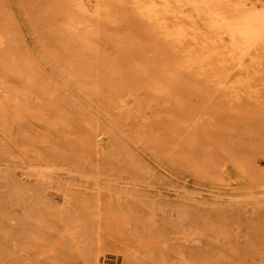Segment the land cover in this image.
<instances>
[{"label": "rangeland", "instance_id": "rangeland-1", "mask_svg": "<svg viewBox=\"0 0 264 264\" xmlns=\"http://www.w3.org/2000/svg\"><path fill=\"white\" fill-rule=\"evenodd\" d=\"M193 1L219 16L205 28L188 5L179 18L220 48L178 40L155 0H0V156L164 187L264 186V0ZM17 174H0V264H264V205L97 198L94 184Z\"/></svg>", "mask_w": 264, "mask_h": 264}, {"label": "bare ground", "instance_id": "bare-ground-1", "mask_svg": "<svg viewBox=\"0 0 264 264\" xmlns=\"http://www.w3.org/2000/svg\"><path fill=\"white\" fill-rule=\"evenodd\" d=\"M155 1H156V5L160 9H163L164 11L166 9H170L171 7H169V6H172V8H171L172 10H170V11H172L173 17L175 20V23L173 24V31H174V34L178 40L189 41L191 43V45H193V44L198 45L199 44L198 46H200V48H202L204 50L210 49V51L215 46H216V48L218 46L220 48L223 45L218 34L213 33V32L210 34H206L205 31L203 32L202 36L200 35L201 39H200L199 43H197L194 40L195 37L193 36L192 31L186 26L185 22H183V20H181L179 18L180 7L181 6H182V8H183V6L188 7V5H189L193 10L192 14H194L195 17H199L201 20L204 19L203 24H204L205 28H208V21L204 17H206L207 19L212 21V17L210 16V14L213 15L214 18H216L217 15L219 16L217 9H215V8L212 9L213 12H215L217 15L214 14L213 12L206 13V11H202V9H200V7H198V4L200 3V1L198 2V0H196L198 2V4L193 0H155ZM214 4H217V3H214ZM220 7H221V5H220ZM232 7H234V6H232ZM211 8L212 7H210V9ZM221 8H222V10H224V12L228 11V8L226 7V5L222 6ZM229 8L231 9L230 6H229ZM226 13L224 15H226ZM245 19H246V17H245ZM225 20H226V18H225ZM239 20L244 22V17L243 18L239 17ZM235 25H236V23H235ZM222 26H223V28H225L224 24H221V27ZM241 26H242V24H241ZM199 28H201V27L199 26ZM237 28H238V26H237ZM241 34H243V33H241ZM243 36H244V34H243ZM247 38L248 37H246V39ZM180 44H182V43H180ZM234 67H235V65H234ZM237 68H238V72L242 76L245 77L247 75L248 66L244 62L238 63ZM131 73L132 72H130V74ZM127 93H129V92H127ZM122 105L124 107L126 104H124L122 102ZM97 146L100 149L108 150L110 148L108 138L98 140ZM4 172L7 174L14 175V176H15V174L19 173L21 175V177L27 181L40 180L42 178H46L49 181L50 187L53 191H58L60 189V186H62V184L69 187L71 185L70 182L79 181V182H81L80 184L85 183V185H89V186H90V184H94L96 187V192H97V196H98L97 198H100V194H101L100 192L103 189V187H107L109 190H112L113 188H115V190H126V191H124L125 193H127L129 191L136 190L138 193L140 192L139 194H141V192L142 193H149V194H153L155 197H167L166 194H169L177 200L194 201V202H198L199 204H202V205H215V206H221V207H226V206L229 207L230 206V207H234V208L238 207V206H246V207L251 206L255 209L258 206L264 205V186H258L256 188L252 189V188L244 186L242 183L238 182L237 179L234 180L235 184L233 186L228 185V186H222L221 187V186L212 185L210 187L209 186L206 187V186H203L200 184L190 185L184 181H174L173 184H168L167 187H164L162 185L164 183H162V184L160 183L158 185H155V184H152L151 181H141V180L126 181V180H122L121 178H117L114 176L104 175L100 172L88 173V172H85V171L80 170V169L78 170V169H72V168H68V167H64V166H57V165H53V164L43 163V162L36 161V160L35 161H27V160L16 161L14 159L3 158L2 156H0V174L4 173ZM164 174H165L166 178H170V176L166 172ZM63 177H65L67 179V181H62ZM79 182H77V183H79ZM97 200H98L97 203H99L100 199H97ZM246 207H244V208H246ZM238 208H240V207H238Z\"/></svg>", "mask_w": 264, "mask_h": 264}]
</instances>
